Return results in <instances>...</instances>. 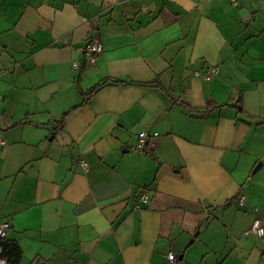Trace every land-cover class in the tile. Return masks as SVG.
<instances>
[{
  "label": "crops",
  "instance_id": "1",
  "mask_svg": "<svg viewBox=\"0 0 264 264\" xmlns=\"http://www.w3.org/2000/svg\"><path fill=\"white\" fill-rule=\"evenodd\" d=\"M1 140L18 264H264V0H0Z\"/></svg>",
  "mask_w": 264,
  "mask_h": 264
},
{
  "label": "built area",
  "instance_id": "2",
  "mask_svg": "<svg viewBox=\"0 0 264 264\" xmlns=\"http://www.w3.org/2000/svg\"><path fill=\"white\" fill-rule=\"evenodd\" d=\"M85 58L88 62H93L97 55H99L103 51V45L99 40H92L88 42L82 49ZM77 66V65H75ZM216 67H208L204 71H197L196 75L204 78V79H210L211 76H213L217 72ZM158 136V132H148V131H142L139 134L138 141L135 145V148L139 151H146L149 149V147L153 146V143H151V138ZM5 141L1 140L0 145H4ZM81 165L84 169L88 168V164L86 161H81ZM138 201H146L147 198L144 194H142ZM242 201V200H241ZM139 206V204H137ZM11 228V224L7 220L0 221V264H9V249L6 248V240L7 235L9 233V230ZM252 233L256 236H261L264 234V226L262 225V222L260 219H256L253 223ZM169 259L172 261H175L176 257L173 253L169 254Z\"/></svg>",
  "mask_w": 264,
  "mask_h": 264
},
{
  "label": "trees",
  "instance_id": "3",
  "mask_svg": "<svg viewBox=\"0 0 264 264\" xmlns=\"http://www.w3.org/2000/svg\"><path fill=\"white\" fill-rule=\"evenodd\" d=\"M126 81H122V80H111L110 78L104 79L103 81L99 82L98 84H96L94 87H92L91 89L84 91L83 95H84V102L86 103L87 100L89 99V97L94 94L96 91L100 90L101 88L105 87L107 84L109 83H123ZM155 84H157L156 82H154ZM159 88H161L160 84H157ZM64 120H65V116L57 123H59L61 126L64 125ZM149 153L153 154L150 150L148 151ZM6 248L9 249V259H10V263L13 264H18L21 256H22V251L19 248V246L13 242H9L8 240H6Z\"/></svg>",
  "mask_w": 264,
  "mask_h": 264
},
{
  "label": "water",
  "instance_id": "4",
  "mask_svg": "<svg viewBox=\"0 0 264 264\" xmlns=\"http://www.w3.org/2000/svg\"><path fill=\"white\" fill-rule=\"evenodd\" d=\"M261 165H262V162L257 165L254 171H257Z\"/></svg>",
  "mask_w": 264,
  "mask_h": 264
}]
</instances>
